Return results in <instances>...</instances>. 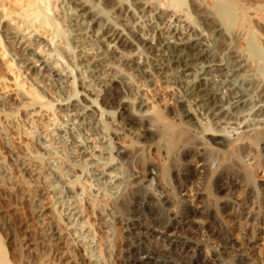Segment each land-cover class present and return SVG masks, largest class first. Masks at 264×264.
I'll list each match as a JSON object with an SVG mask.
<instances>
[{
	"label": "bare ground",
	"instance_id": "1",
	"mask_svg": "<svg viewBox=\"0 0 264 264\" xmlns=\"http://www.w3.org/2000/svg\"><path fill=\"white\" fill-rule=\"evenodd\" d=\"M53 1L0 0V47L18 70L8 71L16 89L12 97H0V121L14 117L22 133L32 130L39 168L6 139L1 144L20 173L68 212L58 214L69 231L64 237L78 249L75 264L88 259L102 264L101 254L105 264H264V24L255 19L264 14V5L254 0H58L69 32L62 39L68 61L55 47L61 41ZM98 1L114 15L131 12L128 20L135 17L143 26L136 30L122 20L113 22ZM4 28L11 29L5 36ZM30 29L39 34L25 35ZM45 32L54 37V58L37 51L46 42ZM9 37L14 49L5 44ZM117 50L126 53L125 68L112 56ZM32 64L43 74L35 71V78H45L55 90L53 101L46 90L38 96L36 90L26 91L17 73ZM4 69L0 81L9 83ZM58 102L68 115L53 137L46 135L50 122H28L23 115L53 111ZM215 121L238 127H215ZM85 126V133L102 144L98 156L88 137L79 140L77 132ZM51 142L49 149L58 143L68 154L92 160L77 161L66 153L60 168L48 167L43 156ZM149 181L154 186H146ZM3 239L0 264H9Z\"/></svg>",
	"mask_w": 264,
	"mask_h": 264
},
{
	"label": "rangeland",
	"instance_id": "2",
	"mask_svg": "<svg viewBox=\"0 0 264 264\" xmlns=\"http://www.w3.org/2000/svg\"><path fill=\"white\" fill-rule=\"evenodd\" d=\"M54 1H57V2L54 3ZM54 1L52 2L55 4V5L53 4V6L55 7L53 10V13H54L56 20H58V24L60 25L57 27H58V39H60V41H61L60 43L56 42L55 47L61 51V53L63 54L61 56H63L64 58H66L69 61L71 56H69V52L66 50L64 44H62V39L63 40L67 39L69 32L66 29V25L63 23L62 17L64 16V14H61L62 6L59 7V1L58 0H54ZM257 1L259 2V4L264 5V0H254L253 2H257ZM97 3L99 4L98 6L100 8H102L105 12H107L106 16L107 15L111 16L110 18L108 16L107 17L109 19H111L113 22L115 21V22L119 23V21L122 20L120 22L121 24H123V25L125 24V25H128L129 27H133V28L135 27L136 30L137 29L139 30V28H140L139 26H143V23L140 22V20H137V18H135V17L134 18L136 20L134 18L132 19L135 22L132 21L131 19H130L131 21L128 20L127 17L131 16V14H130L131 12H128V13L127 12H125V13L119 12L120 14L119 13L116 14L117 15V17H116V15H114L115 14L114 12H116V11H113L111 7L107 6V4L103 5L102 4L103 1H98V2H96V4ZM7 7H10V5L8 4ZM118 7H119V4H116L115 8L117 9ZM164 8L165 7L161 8L162 11L167 10L166 8L165 9ZM261 14L263 16H261ZM118 16L120 19L118 18ZM115 17L117 20H114ZM262 18H264L263 13H259V15H257V17H255V19H257V20H259V19H260V21L262 20L261 22L264 24V19H262ZM145 19H144V21L147 20V19L146 20ZM14 23H15L14 21L11 22V25H12V26H10L11 29H12ZM11 29L10 28H8V29L4 28V30H2V32H1V35L5 36V33H9V30H11ZM47 30H49V32H50L51 29L48 28L45 31L48 32ZM12 32L15 33V30H12ZM37 32H38L37 30H35L33 32L32 29L24 31L25 35L31 34L32 36L35 35ZM46 32H45L46 36L43 35L44 41H46V42H44L43 45L40 47L41 49H37V51L42 52L43 56L47 57L50 54L49 58H54V56L56 54H55V52H53L54 45L51 44L52 43L51 40H53L54 37L48 36L47 35L48 33L46 34ZM43 33H44V30H43ZM38 34H39V32H38ZM49 34H51V32ZM13 36H15V35H13ZM10 37H9V39H5V42H6L5 44L8 47L14 49V47H15V44L13 43L14 40L10 39ZM89 41L90 40H88L87 42H89ZM92 43H93L92 41L89 42L90 45ZM112 46H114V44H112ZM25 47L26 46H24V48ZM112 48L113 47H111V49ZM263 49H264V46H263ZM112 56H113L114 60H115V58L117 59V61L115 60L116 63L118 62L117 65L122 67V68H125V65L129 64V62L126 60L127 59L126 53H122V51L117 50L114 53V55H112ZM119 58H120V60H119ZM132 59H136V58L132 57ZM10 60H11L10 57L4 55V48L1 46L0 47V68L4 69V67H6L5 65H7V63H8V67H6L7 70L4 69V71L6 72V74H8V79H10V80H8L9 83H7L5 81H0V97H3L5 94H6L5 95L6 97L8 95H10V97H12V95H14V93H15L14 89H16V88L12 87L14 84V81H13V77H14L13 73L14 72L13 71L16 72L18 70L16 69V67L14 65L12 67V63ZM128 60H129V58H128ZM3 63H4V65H3ZM9 66L12 67V68L10 67L12 70L9 68ZM59 66H60V68H62V65L60 63L57 64V67H59ZM38 67H39L38 65L35 66L34 64H32L24 72L20 71V73H17V75L19 76L21 81L26 84V86H25L26 91L36 90V93H37L41 89L46 90L47 99H49L50 101H53L55 99V95H54L55 90L51 87V83L48 81L46 82L45 78H41V80L36 79L35 76L33 75L35 71L39 72L40 76L43 75L40 70L37 71ZM8 71H12L13 73H10V72L8 73ZM77 73H75V76H77ZM20 74L21 75L23 74V75L21 76ZM128 74H130V73H128ZM78 77L80 79L85 78L82 75V72L78 73ZM11 82H12V84H11ZM5 84L7 86H11V87L10 88L6 87ZM32 85H34V87H32ZM35 95L38 96V93ZM14 100H15V97H14ZM150 103H151V101H145V104H147V105H151ZM0 104H1V100H0ZM62 107L63 106L60 105V102H58V103H55V106H54L55 111L53 110L54 112L53 111H46V110H43V111L38 110V112L40 114H37L35 111H30L28 115H27V113H24L23 115H24V117L26 116L25 119L28 122L33 121V119H34L35 123L38 122L40 124L43 121L44 122H50L49 124H51L52 126L50 128V131L46 132V135L49 134L51 137H53L55 135L54 133L56 130H58V129L62 130L61 128H63V126L61 127L60 124L67 119L66 116L68 114L64 113L65 107H63V108ZM73 114L74 113H70L69 115L72 116ZM13 118L14 117H12V118L5 117L3 120L0 121V193H1L0 194V227H1L0 228V232H1L0 236L2 237V239L4 238L3 239V241H5L4 245L8 249L7 260H8V262H10L9 264H49V263L50 264H75V261H74L75 256L74 255L78 251V249L76 250L75 245L73 244L72 241H70L72 238L71 239L69 238V242H67L68 238H65L64 236H66V233L69 231L65 230V226H64L65 223H62L63 218H61V220L59 218V214H61V212H63L62 216L63 215L67 216L68 212L63 211L64 209H62L59 204L56 205L55 201H53L52 199H48L49 198V195H48L49 192H47L46 189H43V186H40L38 188V186L36 185L37 183H33L27 174L25 175L23 173H20L21 168L19 167V165L18 164L16 165V163L14 164L15 161H13V159H11L12 158L11 156L9 157V155L6 153V150H4V148L2 147L3 143L1 144V141H2L1 139L3 138V139H6L7 142L12 147L16 148L15 151L17 152V154L19 156L21 155L20 157H23L22 158L23 160H29L30 159L32 162H36V160L38 162V159L34 160L33 158H36V156L37 157L41 156L37 152L35 153L34 149L37 146L35 144L34 138H32L34 136V134L32 133V130L26 131L28 129V127H26L25 129L22 130L23 131V133H22L21 130L19 129V126H17V123H16L17 120L16 119L14 120ZM261 120H264V119H261ZM58 121H60L59 124L57 123ZM207 122L208 121H206V123ZM74 123H76V122H74ZM213 124L215 127L220 125L223 128H228V127L237 128L238 127L237 125L217 124L216 121ZM86 127H88V126H85L83 128L81 127L82 130L77 132L78 135L79 134L81 135V136L79 135L80 136L79 140L83 139V141H84V138L86 139L88 137L90 140V145L92 146L93 154H96L98 156L99 150H100V147L102 144H100L98 140H94V139H96L95 136L89 137L90 134L88 135V132L85 133ZM3 129H5V130L3 131ZM47 140H48V142H50V140H51L50 137H48ZM80 141H82V140H80ZM126 141H127V144H126ZM52 143L53 142H51L50 144L46 143V145L48 146V147L46 146L47 147L46 150L48 153L45 154V156H43V158L48 160L47 161V164H49L48 167H51L53 169H58V168H60V166H62L63 163H61V162L63 161V159L67 155H71V152L68 154V149L65 148L63 145H59L58 143L54 144L53 147H50L51 149H49V146H51ZM124 144L128 145L129 140L125 139L123 145ZM49 151H50V153H49ZM90 152H91V150L88 153H90ZM66 153H67V155H66ZM43 154H44V152H43ZM147 155H148V153L146 154V156ZM72 156L77 161L90 162V160H92L91 157H89V155H82L81 154V155H71V157ZM150 156L151 155L147 156L148 160H150L152 158ZM27 157H29V159ZM105 157H107V156H105ZM153 161H154V163L159 162L158 157H155V159ZM37 162H36V164L34 163V165H35L34 169L37 168V166L39 168L40 164ZM17 167H19V168H17ZM134 168H135V171H137V168L135 166L132 167V171H134ZM18 169H20V170H18ZM112 181L116 182V179H114ZM16 182H18V183H16ZM118 184L119 183H116V185H118ZM149 184L151 186H154L153 181H149L148 183H146V186H148ZM41 194H43V195H41ZM41 197H42V199H41ZM50 197H52V195H50ZM40 205L43 207V211H42V209H40V207H41ZM55 206H56V208H55ZM37 207H39V208H37ZM201 207H202V209H204L205 204L202 203ZM92 217L90 218V221L93 223L94 219H96V216L93 215ZM22 224L24 227L22 226ZM71 227L74 228L73 225ZM262 231H264V227H263ZM262 237L264 238V235ZM261 243H262V241H259L258 246L256 247L258 252H259V249L261 248L260 247L258 249V247ZM79 246L84 247L85 244L80 243ZM92 246H94V245H92ZM260 251H262L261 253H263L262 255L264 257V248H263V250H260ZM96 252H97V250L95 251V253ZM81 253L84 254L85 258H90V255L88 254V252H85V250L82 249ZM104 256H105L104 254L99 255L97 257V259H98L97 261H100V263L105 264ZM18 257H19V259H18ZM15 259H17V260H15ZM86 263L87 264H96L94 260H92V262H91V261H89V259ZM158 264H174V263L172 261L165 263L164 261L160 260Z\"/></svg>",
	"mask_w": 264,
	"mask_h": 264
}]
</instances>
